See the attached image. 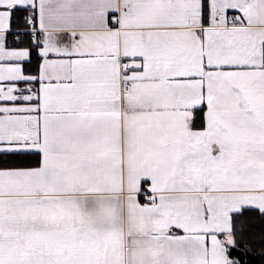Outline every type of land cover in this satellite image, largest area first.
Instances as JSON below:
<instances>
[{
	"label": "snow or ice",
	"instance_id": "6c2138e0",
	"mask_svg": "<svg viewBox=\"0 0 264 264\" xmlns=\"http://www.w3.org/2000/svg\"><path fill=\"white\" fill-rule=\"evenodd\" d=\"M0 264H264V0H0Z\"/></svg>",
	"mask_w": 264,
	"mask_h": 264
}]
</instances>
